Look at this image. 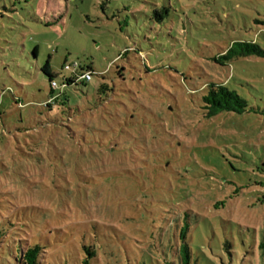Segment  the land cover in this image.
Returning a JSON list of instances; mask_svg holds the SVG:
<instances>
[{
  "label": "rangeland",
  "instance_id": "obj_1",
  "mask_svg": "<svg viewBox=\"0 0 264 264\" xmlns=\"http://www.w3.org/2000/svg\"><path fill=\"white\" fill-rule=\"evenodd\" d=\"M104 3L0 0V264L12 236L43 264H171L185 229L192 264H264V57L223 58L264 51V0ZM75 65L92 81L63 88ZM211 84L247 113L207 118Z\"/></svg>",
  "mask_w": 264,
  "mask_h": 264
},
{
  "label": "trees",
  "instance_id": "obj_2",
  "mask_svg": "<svg viewBox=\"0 0 264 264\" xmlns=\"http://www.w3.org/2000/svg\"><path fill=\"white\" fill-rule=\"evenodd\" d=\"M105 3L111 2V0H104ZM104 3V4H105ZM155 15L159 19H163L165 16V8L162 10H156ZM240 45V49H235L234 46ZM225 56L226 60H232L236 57H264V51L260 49L255 43H238L235 44ZM74 76L65 78L62 87H69L75 84L80 78L85 76V74L90 73L94 76V73L91 69L87 70L86 73L81 76L78 75V67L74 66ZM71 70V71H72ZM43 73L50 79L52 92L54 89L52 83L56 79V74L50 68V63L47 62L42 69ZM82 71V70H81ZM93 78V77H92ZM80 81V80H79ZM92 81V80H91ZM84 82H87L84 80ZM51 98L55 100L58 96H54L52 93ZM50 98V99H51ZM203 109L206 111L207 118H213L218 116L221 113H236V114H245L247 113L249 106L245 99H243L236 91L230 90L225 84H211L207 86L206 93L202 97ZM48 107H51V103H47ZM12 226L6 233V229L0 226V239H4L9 234H11ZM12 236V235H11ZM181 247L174 252V262L171 264H192V256L189 245L187 244V229H185L181 236ZM13 238V236H12ZM10 238L6 242V249L8 250V262L9 264H43V257L45 255V249L38 244L35 245H26L28 242L27 239ZM89 257L83 261V264H90V261L96 257L95 252H92L89 249H86Z\"/></svg>",
  "mask_w": 264,
  "mask_h": 264
},
{
  "label": "built area",
  "instance_id": "obj_3",
  "mask_svg": "<svg viewBox=\"0 0 264 264\" xmlns=\"http://www.w3.org/2000/svg\"><path fill=\"white\" fill-rule=\"evenodd\" d=\"M65 69L71 71L72 67L71 66H66ZM92 77H93V75L88 73V74H85V76H83L82 79L87 81V82H90L92 80ZM52 87H53L54 90H58L59 89V85H58V83L56 81H54L52 83ZM47 103H54V98H51Z\"/></svg>",
  "mask_w": 264,
  "mask_h": 264
}]
</instances>
